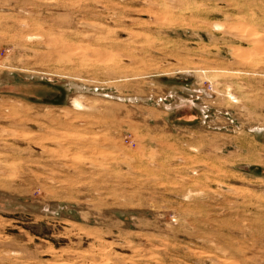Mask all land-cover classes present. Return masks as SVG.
Returning a JSON list of instances; mask_svg holds the SVG:
<instances>
[{
  "label": "rangeland",
  "instance_id": "rangeland-1",
  "mask_svg": "<svg viewBox=\"0 0 264 264\" xmlns=\"http://www.w3.org/2000/svg\"><path fill=\"white\" fill-rule=\"evenodd\" d=\"M0 264H264V0H0Z\"/></svg>",
  "mask_w": 264,
  "mask_h": 264
}]
</instances>
